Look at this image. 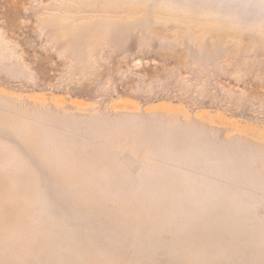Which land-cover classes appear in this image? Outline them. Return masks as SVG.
Masks as SVG:
<instances>
[{"label": "rangeland", "instance_id": "1", "mask_svg": "<svg viewBox=\"0 0 264 264\" xmlns=\"http://www.w3.org/2000/svg\"><path fill=\"white\" fill-rule=\"evenodd\" d=\"M0 264H264V0H0Z\"/></svg>", "mask_w": 264, "mask_h": 264}]
</instances>
